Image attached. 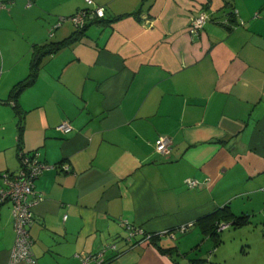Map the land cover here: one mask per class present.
Returning a JSON list of instances; mask_svg holds the SVG:
<instances>
[{"label":"crops","instance_id":"0c3cea01","mask_svg":"<svg viewBox=\"0 0 264 264\" xmlns=\"http://www.w3.org/2000/svg\"><path fill=\"white\" fill-rule=\"evenodd\" d=\"M92 1L104 17L45 56L12 101L35 48L74 36L69 20L56 25L88 5L0 0V187L2 174L19 172L20 153L37 151L47 166L29 228L37 263L82 264L113 243L104 264H205L190 250L220 239L199 220L223 208L247 218L221 220L223 232L235 228L225 238L239 229L264 241V0ZM201 11L210 19L190 33ZM63 122L70 131L57 129ZM159 136L169 154L155 151ZM126 225L151 237L128 240ZM14 239L6 202L0 264H27L10 261Z\"/></svg>","mask_w":264,"mask_h":264},{"label":"built area","instance_id":"2783aa9c","mask_svg":"<svg viewBox=\"0 0 264 264\" xmlns=\"http://www.w3.org/2000/svg\"><path fill=\"white\" fill-rule=\"evenodd\" d=\"M27 6L31 5L32 0H26ZM87 7L78 10L75 14L69 17H61L59 26L62 22L69 20L75 29H83L93 19L103 18L105 15V8L103 6H96L92 0H86ZM6 4L0 2V10L5 9ZM210 19L209 15L201 11L196 16L190 17L189 32L196 33L203 29L204 25ZM240 25L243 22L240 21ZM54 29V28H53ZM52 29V30H53ZM51 35H53L51 33ZM57 129L62 132L70 131L71 127L67 122L60 124ZM155 151L158 154L166 155L171 152V141L167 136H159L154 142ZM20 169L17 174L4 173L1 176L2 186L0 187V205L10 202L12 205V216L14 220L15 239L12 249L10 251V261L12 263L26 262L27 264H38L32 252V239L29 234V228L34 219L32 214V206L40 199V195L35 190V180L42 174L47 167L38 158L37 151L30 154L20 153ZM210 179L206 178L203 181L195 179H188L186 184L189 188L209 186ZM183 225L178 230L183 233L189 226ZM228 227L227 223L218 224V232L223 231ZM127 239L130 240L136 234L145 235L142 228L132 225H126ZM158 235L174 236L172 230H163ZM150 238V234L145 235ZM116 246L113 243L105 244L99 250L90 252L82 259V264H104L105 257L108 252H115Z\"/></svg>","mask_w":264,"mask_h":264},{"label":"rangeland","instance_id":"374dc122","mask_svg":"<svg viewBox=\"0 0 264 264\" xmlns=\"http://www.w3.org/2000/svg\"><path fill=\"white\" fill-rule=\"evenodd\" d=\"M257 229L262 235L259 227ZM233 230L235 228L229 227L219 234L220 242L215 250L207 241L200 244L199 248L190 250V257L203 260L205 264H264V241L258 235L239 229H236V234L225 238L224 235Z\"/></svg>","mask_w":264,"mask_h":264},{"label":"trees","instance_id":"16d2710c","mask_svg":"<svg viewBox=\"0 0 264 264\" xmlns=\"http://www.w3.org/2000/svg\"><path fill=\"white\" fill-rule=\"evenodd\" d=\"M95 20L96 19H93L91 22H93ZM87 25L83 29H80V30L76 29L77 32L75 33V35L68 38V39H65L61 42L49 43L47 45L40 46L39 48H35L36 50H34L33 55H32V60L30 63L28 76L24 80L18 82L12 88V90L10 92V99L12 101H15L16 98L18 97V95L22 92V90H24L26 87L30 86L35 81V79L38 75L39 66L42 62V59L45 56L53 54V53L59 51L64 46L75 41L79 37V35L83 33V31L85 30ZM20 127H21V123H20ZM223 219L224 220H228V219L232 220V224L235 226H241L247 222L246 216H234L231 212H229L227 210V208H223L221 210H218V211H216L212 214H209L206 217L200 219L199 223L204 228L203 231L205 233L209 234L210 236L214 237L216 240V243L219 241V234H220V232H218V230H217V227H218V224H220L221 220H223Z\"/></svg>","mask_w":264,"mask_h":264}]
</instances>
